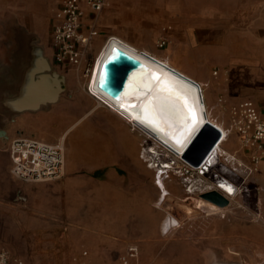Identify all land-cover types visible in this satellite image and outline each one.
Wrapping results in <instances>:
<instances>
[{
  "label": "rangeland",
  "instance_id": "374dc122",
  "mask_svg": "<svg viewBox=\"0 0 264 264\" xmlns=\"http://www.w3.org/2000/svg\"><path fill=\"white\" fill-rule=\"evenodd\" d=\"M62 1L0 0V110L5 113V118H0V131L5 132L0 136V149L14 140L7 132V118L17 114L8 113L13 112L9 105L20 99L29 104L30 84L37 81L29 75L39 63L37 47L55 67L51 31L54 13ZM192 18L190 26L161 22L157 30L147 33L139 49L200 83L211 119L228 134L221 147L231 157L241 153L240 142L225 110L245 99L264 104V59L250 57L252 49L264 47V28L235 26L229 20L209 27L196 16ZM169 27L173 36L164 49H159V32ZM29 35L33 43L28 48ZM226 45L229 49L222 57L201 52ZM100 49L94 57L97 60L104 48ZM8 71L15 73L14 81L5 76ZM87 80L89 86L91 81ZM69 95L65 90L64 96ZM220 99L225 102L223 108ZM129 122V132L138 138V155L137 161L129 157L126 170L71 173L66 166L58 179L25 182L13 177L10 166L4 168L7 162L0 161V246L25 264H78L77 260L82 264H121L119 257L131 244L139 247V257L131 264H261L264 228L256 213L264 212V173L247 176L240 170V177H236L228 169L232 171L237 163L230 158L225 161L227 155L223 153L211 172L202 176ZM70 137L71 132L55 143L63 147L67 163L73 150ZM88 146L80 142L75 151H86ZM170 162H175V171L163 167ZM110 175L126 188L136 185L144 191L148 204L128 215L153 221L149 231L140 224V218L111 214L105 195ZM220 178L237 187V197L229 198L216 190ZM38 184H43L40 192ZM191 187L193 194L188 192ZM213 192L228 200L216 213L209 206L216 204L205 198ZM186 208L193 214H187Z\"/></svg>",
  "mask_w": 264,
  "mask_h": 264
},
{
  "label": "crops",
  "instance_id": "0c3cea01",
  "mask_svg": "<svg viewBox=\"0 0 264 264\" xmlns=\"http://www.w3.org/2000/svg\"><path fill=\"white\" fill-rule=\"evenodd\" d=\"M108 1L107 7L101 13L97 15L88 13L84 23L83 30L85 32L92 26H96L99 31V36L94 39L92 44L91 55L93 57L98 54L97 49L104 48L107 42L114 38L122 40L140 50L139 47H141L142 40L147 33L157 30L161 22L166 20L176 26L181 24L190 26L192 17L196 16L203 22V25L209 27L222 25L225 20H229L231 21L230 24L235 26L247 24L250 27L264 28V0ZM193 12L196 13L192 14ZM170 27L168 30L164 29V32L161 30L159 34L167 36L170 39L173 36L172 28ZM106 38L110 39L104 43ZM150 39L151 36H148L147 41H150ZM246 41L262 43L256 42V40H241V42ZM51 42L53 57L54 47L52 40ZM102 43L104 45L101 47L100 44ZM262 45L264 46L263 43ZM257 48L250 51V57L264 59V47L258 46ZM228 49V45H226V47L211 48L201 52L206 51L209 55L222 57ZM149 55L155 59L158 58L151 53ZM53 70L58 75L65 77L64 87L71 95L65 97L64 91L59 94L55 102L47 104L40 102V106L36 110H26L18 113L17 117L7 118L9 137L13 139L31 138L55 144L59 139H63L67 133L71 132L70 144L73 150L68 163L65 154V169L67 166V172L72 173L77 170L96 172L104 171L105 169L117 172L121 169H128L129 157L133 161H137L138 155V138L135 134H132L134 132H129L130 119L118 109L103 101L95 93L93 94L91 89H88L90 86H87L88 83L86 82L88 80L83 77L80 70L72 67L64 70L54 67ZM43 74L48 75L47 73ZM5 76L8 80H15L14 72L8 71ZM46 77H48V80L44 83L45 91L42 89L39 92V98L42 100L44 97L43 92L52 95L51 92L54 91L53 76ZM31 93L28 96L29 104L32 103ZM20 100V104L27 106L26 102H23L22 99ZM14 105L16 103L13 100L9 105V109L14 108ZM8 113L12 114L13 112L9 111ZM0 118H5V113L2 110H0ZM86 119L87 121L84 123L83 121ZM130 121L133 122L132 120ZM65 130L68 131L64 133ZM80 142H87L90 145L86 151H75L76 144ZM0 161L7 162L3 164L4 168H8L7 166L11 168L8 147L0 149ZM127 186L126 188V184L124 183L123 185L114 176H109L105 183V195L109 210L113 216H118V218L134 217L138 220L140 218V224L146 226V229L149 231L148 225H152L153 221L143 220L138 214L128 215V212H140L144 208L143 205L148 204L149 201L145 199L144 191L137 188L136 185H131L135 188ZM38 187L39 192L43 190V184H38ZM262 226L264 228L263 224ZM252 243H255L254 240ZM128 247L120 257L127 252ZM261 249L263 251V262L261 264H264V242ZM75 261L76 258L74 259Z\"/></svg>",
  "mask_w": 264,
  "mask_h": 264
},
{
  "label": "built area",
  "instance_id": "2783aa9c",
  "mask_svg": "<svg viewBox=\"0 0 264 264\" xmlns=\"http://www.w3.org/2000/svg\"><path fill=\"white\" fill-rule=\"evenodd\" d=\"M108 3V0L62 1L54 13L51 31L54 47L53 64L56 68L64 70L72 67L80 70L86 79H91L97 62V58L91 55L92 44L99 36V31L96 26H92L85 32L84 23L88 13L93 15L101 13ZM168 42L169 38L162 36L157 46L164 49ZM219 104L223 108L225 104L223 99L219 100ZM225 112L230 118L232 131L238 136L241 150L239 155L225 156V161H230V158L237 163L233 170L228 169V172L236 177H240V170L247 176L264 173V105L245 99L231 104ZM8 152L11 161L10 173L16 179L25 182H46L60 178L65 172V152L59 144L18 138L9 143ZM204 164L201 167L206 169ZM208 173H204L203 176ZM256 219L264 225V212H257ZM84 256H87L86 252ZM138 257L139 247L130 245L127 252L120 257V261L122 264H130ZM76 262L82 264L78 260ZM0 264L25 262L0 246Z\"/></svg>",
  "mask_w": 264,
  "mask_h": 264
},
{
  "label": "bare ground",
  "instance_id": "6f19581e",
  "mask_svg": "<svg viewBox=\"0 0 264 264\" xmlns=\"http://www.w3.org/2000/svg\"><path fill=\"white\" fill-rule=\"evenodd\" d=\"M122 54L140 62L141 66L136 67L129 75L123 90L119 94H114L109 86V78L103 87L101 86V78L106 68L109 74V67L114 60H125L119 58ZM114 56L116 59H113ZM178 74L189 78L199 87L180 78ZM91 78L89 85L93 94L95 93L103 101L118 109L128 119L132 120L137 127L153 138L158 145L164 146L158 139L137 125L136 122L154 132L160 140L177 150L181 155L189 150L195 134L204 129L208 123L218 128L221 131V140L204 164L206 169L204 167L195 169L202 176L204 173L211 172L216 166V159L222 157L221 154L224 153L229 156L227 151L221 147L226 141L227 132L221 125L211 119L202 86L191 77L174 68L169 62L155 59L149 53L140 51L130 44L114 38L102 50ZM158 145L155 146V150H157ZM164 147L168 149L166 146ZM169 152L183 160L182 156L171 150ZM185 163L190 165L187 161ZM163 167L172 171L176 169L175 162H170ZM200 170L202 171L200 172ZM229 187L232 189L231 192L228 191ZM216 188L229 198L237 197V187L226 179L220 178L216 182ZM188 192L193 194L195 190L191 187ZM166 206L168 204L164 208H167ZM209 206L214 213L223 210V208L216 205L210 204ZM186 209L187 214H193L190 208ZM173 218L178 220L174 216Z\"/></svg>",
  "mask_w": 264,
  "mask_h": 264
},
{
  "label": "water",
  "instance_id": "95a60500",
  "mask_svg": "<svg viewBox=\"0 0 264 264\" xmlns=\"http://www.w3.org/2000/svg\"><path fill=\"white\" fill-rule=\"evenodd\" d=\"M26 39L29 48V46L32 45L33 40L30 35L27 36ZM36 49H37L36 57H39V63L36 67L37 69H34V71L31 70L29 74L30 76H32V79L33 77H35L37 80L32 84H30L31 85L30 89L32 92L31 93L32 103L27 106H24V104H20L21 100L15 101L16 105H14L13 114L14 113L18 114L26 110H36L39 108L40 102L41 103L43 102V104L55 102L58 99L59 94L65 91V87H64L65 77L58 75L53 70L49 60L43 57V51L41 48L37 47ZM119 58L125 60H121V61L114 60L109 67L110 72L108 74L109 86L112 92H114V94H119L123 90L129 75L133 72V70L136 67L141 66L140 62L134 61L123 54L120 55ZM43 73H47L48 75H44ZM178 75L180 76V78H183L190 84L197 85L189 78H186L180 74ZM46 76H53L54 91L51 92L52 95H48L43 92L44 97L42 100L39 98V92L42 91V89L45 91L44 83L46 80H48V77ZM136 123L146 132H148L150 135L158 139L169 150H171L177 155L182 156L183 160L185 162L187 161L194 168H199L208 161L209 157L212 155L213 151L215 150V148L217 147L218 143L221 140L220 137L221 131L218 128H216L214 125L208 123L204 129H201L195 134L193 141L191 142L192 146H190L189 150H187L186 153L181 155L177 150L173 149L171 146L160 140L154 132L148 130L147 128L142 126V124H140L139 122ZM4 133H5L4 131H0V136L3 135ZM205 198L221 207L227 206L228 204V200L217 192L206 194Z\"/></svg>",
  "mask_w": 264,
  "mask_h": 264
},
{
  "label": "snow or ice",
  "instance_id": "6c2138e0",
  "mask_svg": "<svg viewBox=\"0 0 264 264\" xmlns=\"http://www.w3.org/2000/svg\"><path fill=\"white\" fill-rule=\"evenodd\" d=\"M113 59H116V57L114 56ZM107 79H108V71H107V68L105 69L104 73H103V76L101 78V86L103 87L106 82H107ZM228 191H232L231 187L228 188Z\"/></svg>",
  "mask_w": 264,
  "mask_h": 264
}]
</instances>
